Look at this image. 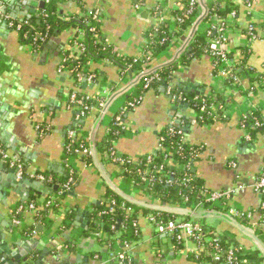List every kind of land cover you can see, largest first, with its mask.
I'll use <instances>...</instances> for the list:
<instances>
[{
    "label": "crops",
    "instance_id": "0c3cea01",
    "mask_svg": "<svg viewBox=\"0 0 264 264\" xmlns=\"http://www.w3.org/2000/svg\"><path fill=\"white\" fill-rule=\"evenodd\" d=\"M42 1L0 0L4 8L0 10V148L6 156L0 152V236L13 237L15 213L34 198L40 209L46 210V215L41 221L33 213L21 216L25 224L23 230L42 225L40 238L44 240L41 247L45 252L34 251L22 264H203L192 253L176 251L174 240L159 235L145 218L140 220L141 237L126 251L124 261L116 257L122 252L119 242L115 249H111L101 243L104 240L102 234L99 238L95 235L97 233L87 235L91 215L103 203L110 204L107 198L109 189L144 207L142 203L149 204L144 196L130 194L123 188L117 179V166L108 163L106 155L101 152L112 117L126 106L121 91L128 89L127 81L132 75L127 76L128 79L123 78L115 64L99 61L92 65V72H101L100 77L96 74L97 83L76 82L74 76L61 69L62 52L73 36L72 31L50 38L38 47L24 44L21 35L10 29L4 15H9L15 22L37 19ZM137 1H141V6H136ZM198 1L203 7L209 3L208 0ZM181 9V0H81L80 3L68 0L61 6V13L71 16L79 15L83 10L100 11L101 32L108 45L121 56L137 57L146 47V35L152 27L163 24L170 33L178 32L173 19L175 12ZM240 9L241 15L236 17L237 30L230 35V50L234 55L232 63L237 67L238 75L241 74V85L240 90L236 88L237 94L226 100L224 116L227 119L207 127L198 125L197 114L188 98L212 92L228 94L229 88L224 79L216 76L207 55L187 67L181 65V56H178L185 43L191 40L193 31L189 30L152 64L154 70L172 64L179 66L170 87L175 94L185 95L189 108L173 110L175 100H171L173 96L164 88L158 93L148 92L139 107L124 115L127 131L115 142L114 149L137 161L159 150L163 131L181 129L187 144L204 148L202 158L194 166L197 178L211 192H233L232 201L238 208L256 211V217L248 219V227L253 228L255 223L264 220V211L259 210L264 197L252 188L264 169V135L261 133L252 139L240 126V118L254 109H259L264 118V43L250 42L248 36L251 24L262 35L264 0H255L252 14L245 7L240 6ZM161 16L165 18L164 22H161ZM203 22L194 23V32L206 31L207 25ZM53 39L57 40L54 42L56 49L47 47L43 50V46ZM99 81L109 86L113 94L104 115L95 110L79 116V111L72 107L71 95L76 94L80 98L97 95L100 92ZM178 116L183 117L180 124H177L180 121ZM70 131H75L88 142L93 152L90 166H86L81 157H67L65 142ZM10 158L23 163V178H18V172L12 173L16 169L12 167ZM71 168L77 171L79 181L67 192L69 194L62 197L57 208H46L47 202L56 194L55 183L46 182L40 192L23 187L18 191L22 195L10 186L15 179L23 180L25 177L30 181H39L35 178L39 175L52 180L64 178ZM189 210L196 213L191 215L182 211L181 214H189L190 220L201 218L216 232L227 231L240 244L253 248L251 240L254 239L247 238L232 221L214 210L198 207ZM81 212L83 217L79 222L77 216ZM94 222L97 224L100 220ZM262 227L254 228L255 232H264ZM17 230L15 237H25Z\"/></svg>",
    "mask_w": 264,
    "mask_h": 264
},
{
    "label": "trees",
    "instance_id": "16d2710c",
    "mask_svg": "<svg viewBox=\"0 0 264 264\" xmlns=\"http://www.w3.org/2000/svg\"><path fill=\"white\" fill-rule=\"evenodd\" d=\"M68 0H51L50 4L45 9V15L39 16V18H31L30 23L35 27L32 31L29 27H25L22 30L21 38L24 44H32L35 38V32L41 34L42 36L47 35L48 39L60 37L61 34L69 29H77L82 27V20L80 15H71L67 16V21L62 20L63 14L61 13V6L66 3ZM78 3L81 0H74ZM223 8L220 12H217L222 20H226L230 14L236 12V16L239 18L241 15L240 6L233 0H224ZM206 7L202 6V3H198L195 7L193 14L189 15L188 18H184L187 8L177 10L175 12L176 16H180L183 19V22L177 26L178 32L170 33L169 28L166 25H157V27H152V29L146 35V53H150L152 56L150 67L153 68V62L168 48L174 45L176 39L183 37L184 33L191 30V45L184 51L180 57V63L184 66H189L193 61L200 60L202 57L206 56V50L209 47L210 41L213 39V35L208 36L206 32H197L193 30L196 22L199 20L206 23L210 19V13L212 5L206 3ZM203 8L205 10H203ZM87 10H83L82 13H86ZM202 16V17H200ZM94 27H96V33H87L86 37V51L84 54L80 55L79 59L73 60L69 50H63V55L67 58V62L62 63L61 67H66L68 70L73 71L74 76L78 73H81L84 65L92 60L94 62L99 61H108L115 64L121 71L124 72L128 67H132V72L135 73L142 69V62L136 61L137 57H124L119 55L111 46L108 45L106 40L101 32V24L96 21H92ZM255 26V25H254ZM98 35L96 38L94 35ZM25 35L27 37H25ZM178 42V40H177ZM41 42L36 44L38 47ZM233 53L230 54V58H233ZM177 64H172L169 66H163L154 70L151 76L155 77V80L150 84L148 90L144 89L143 82L145 77L141 79V84L136 87L133 94L127 96L128 102L134 103L136 107H139L144 100L145 95L150 91H155L156 93L160 92L161 89H167L172 83L173 74L178 71ZM99 71H96L98 77H100ZM130 73H122L121 76L126 78ZM251 74V72H249ZM241 77V74L238 75ZM147 78V77H146ZM107 81V80H104ZM227 87L230 89L227 93H216L212 92L209 95H202L201 98L194 100L191 98V108L197 113L198 125L201 127L210 126L218 121L226 120L224 116L225 107L227 105L226 100L231 97V90L236 89V86H232L229 82H226ZM228 97H227V96ZM226 97V99L224 98ZM193 98V97H192ZM229 103V102H228ZM214 107V109L211 108ZM135 108L125 106L122 111L123 119L124 115L134 111ZM246 119L243 116L240 118V126L247 131V133L254 139L257 135L263 133L264 128L255 127L254 118L258 121L264 122V118L261 115L259 109L251 110L249 113L245 114ZM113 122L110 123L108 131L104 137L102 147H104L101 152L102 155H106L111 150L115 151L114 144L115 142L123 135L121 129L118 126H113ZM176 134H171L170 130H165L161 134L160 144L162 148L169 149L172 153V158L178 164L184 166V169L178 168L175 163L169 164V157L163 150H158L154 155L141 157L137 161H134L131 157L127 155H121L122 159L125 161V168L128 170L123 174L126 182L130 186L136 188H143V177L146 171L150 172V175L153 177L151 184L150 192L152 196L158 200L162 206L168 205H178L184 206L186 208L194 209L196 207L208 210L219 211L218 208L213 207L209 203H204V198L202 192L206 191L204 183L197 178L196 173L194 172V166L197 161L202 158L204 153V148L199 146H192L184 142L185 133L179 134L178 132L181 129L175 128ZM183 132V131H182ZM80 144H83L84 147L88 148V142L83 138H80L79 135H76L74 142L68 137L65 142V150L67 157L76 158V149L79 148ZM70 146V147H69ZM93 155L82 158L86 166H90L93 163ZM151 157L153 160L149 163L148 158ZM161 167L171 174V178H166L163 174L158 173ZM186 176L191 180L188 184H185ZM70 180H72L70 182ZM79 181V175L74 169H68L66 177L60 179L54 178L53 183L59 185H69L72 189ZM65 196L68 193H64ZM63 194V195H64ZM264 197V196H263ZM262 197V198H263ZM107 198L115 202V205L103 203L100 205L96 211L91 215L90 219V228L87 231V235L91 233H103L109 237V239H104L101 243H104L107 246H110L111 249H115L116 242H119L120 246L126 244L131 245L132 243L138 241L141 237V226L140 220L149 215H160L165 220H173L178 217H185L186 220H190V216L187 214H173L166 211H158L150 207H144L135 202L128 200L122 194L108 190ZM264 201V198H263ZM36 203V200L32 198L28 204ZM113 209V210H112ZM130 210V211H128ZM41 217L37 218L39 221L46 215L45 209H40ZM21 216L15 215V219H19ZM100 220L99 224H95L94 221ZM200 224L203 227V233L206 237L214 238L211 233L216 231L210 227L205 220L199 219ZM237 223L243 227L249 226V220L246 218H241L237 220ZM236 223V224H237ZM137 224V225H136ZM35 228H28L23 230V234L30 235L33 233ZM120 235V236H118ZM256 235L259 236L261 241L264 243V232L257 231ZM115 237H118L115 239ZM218 245L223 251H227L230 247H237L240 245V242L235 237H232L231 234L227 231H221L218 236ZM75 250L74 246L72 248ZM72 250V251H73ZM192 256V255H190ZM193 258L195 256H192ZM199 262L206 260L211 262L210 258L202 254L199 257H195ZM245 259L249 264H264V257L262 253L258 250L250 252Z\"/></svg>",
    "mask_w": 264,
    "mask_h": 264
},
{
    "label": "built area",
    "instance_id": "2783aa9c",
    "mask_svg": "<svg viewBox=\"0 0 264 264\" xmlns=\"http://www.w3.org/2000/svg\"><path fill=\"white\" fill-rule=\"evenodd\" d=\"M74 1V0H69ZM183 2V8H187L186 14L184 15V18H188L189 15L193 14L195 7L198 5V0H181ZM236 2L239 6L245 7V9L248 11L249 14H252V9L255 5V0H233ZM42 7L39 11V16L45 15V9L50 4L51 0H43L42 1ZM141 1H137V7L141 6L139 5ZM208 4L212 5L211 13H210V19L207 23L206 33L208 36H215L210 41L209 47L206 50V55L209 57V59L212 61L213 68L215 71V74L217 77H220L224 79L226 82H229L232 86H236L237 88L240 87L241 81L238 77V69L237 67L232 63V60L230 58V54L232 51L230 50V35L234 34L237 30V22H236V12H233L228 16L226 20H222V18L218 15L217 12L221 11V8H223L224 0H208ZM167 4L170 6V1L167 2ZM4 9L2 4L0 3V10ZM166 11H169L168 7H166ZM163 12V10H162ZM164 13V12H163ZM80 18L82 20L81 25L82 27H79L77 29H69L68 31L73 32V36H71L70 39H68V43L65 45V49L69 50L71 53V57L73 60L79 59L80 55L84 54L86 51V37L87 33H96V27L93 26L92 21H96L99 24H102V14L98 10H87L86 13H80ZM67 16L69 15H63L62 20L67 21ZM202 17V16H200ZM4 18L8 20L9 27L12 31L18 33L21 35L23 28L29 27L32 31H34L35 27L30 23L29 19H25L21 22H15L12 21L9 15H4ZM31 19V18H30ZM161 22H164L165 18L160 17ZM174 23L178 26L180 23L183 22V19L180 18V16H174L173 19ZM258 30V29H257ZM256 27L254 24H251L248 27V36L249 41H262L264 43V28L261 29L262 35H259L257 33ZM172 33V32H171ZM35 38L31 45L32 47H36V44L38 42H46L48 41V36L35 32ZM96 38H98V35H94ZM25 37H27L25 35ZM191 40L185 43V48L183 49L182 53L178 56V58L186 51L190 45ZM152 56L150 53H146L145 47L141 54L137 56L136 61L142 62V69L140 71H137L135 73L132 72V67H128L127 69L121 71L122 73H130L129 75H132V78L129 77V81H127L128 89H124V91H121L122 96L125 99V104L132 108H137L134 103L128 102L127 96H130L133 94L134 90L137 86L141 84V79L145 77L144 82L142 83L145 90H148L150 87V84L155 80L154 76H151V74L154 72L153 68L150 67ZM67 58L65 56H62V62H67ZM107 63L111 64V62L106 61ZM95 62L92 60H89L83 67L81 73H78L74 76L73 71L65 69L66 67H61L62 71L70 73L72 76H74V79L76 82H88L90 84H95L98 82L99 79H97L96 74L92 72V65ZM128 75V76H129ZM147 77V78H146ZM171 86V85H170ZM169 86V88L166 89L169 95L173 96L172 100L180 101V102H187V98L183 94H175V91ZM98 87L100 92L97 95L94 96H88V97H78L76 94L71 95V103L72 107L76 109L79 116L88 115L89 113H92L93 111L97 110L100 115H104L106 108L108 107L109 99L112 97V91L109 86L99 81ZM230 90V89H229ZM240 90V88H239ZM232 91H238L237 89H233ZM202 96H197L194 98V100H197L201 98ZM228 99V98H227ZM212 109H214L213 106H211ZM123 111V110H122ZM118 111L111 119V122L114 121L113 126H118L123 135L127 131L126 124L123 119V112ZM196 113V112H195ZM197 114V113H196ZM80 118V117H79ZM244 119H246V115L243 116ZM255 121V127L257 128H264V122L258 121L256 118H254ZM110 122V123H111ZM110 125V124H109ZM109 127V126H108ZM42 127L39 126V129L41 130ZM109 129H107L108 131ZM171 134H176V131L174 128L170 129ZM179 134H182V130L178 132ZM75 131H70L68 134V137L74 142V138L76 137ZM122 135V136H123ZM121 136V137H122ZM184 142H185V138ZM249 139V138H248ZM163 138L161 139V141ZM70 147V146H69ZM159 150H163L165 154L169 157L168 162L169 164L175 163V165L180 168L184 169L185 167L175 162L170 156H172V153L169 149L162 148L160 144ZM0 152L5 156L3 150L0 148ZM76 154L78 157L84 158L93 155V152L89 150L88 148L84 147L83 144H80L79 148L76 149ZM122 154L118 153L116 150L109 152L105 156V160L108 163L115 164L118 168L117 172V179L122 184L123 188L125 190L127 189L128 192L131 193H137L141 196H144L146 200L149 201V204L142 203L146 207H150L152 209L158 210V211H166L173 214L182 213V211L187 212L191 215L196 213V211L186 209L184 206H178V205H168V206H162L160 203V200L154 198L150 192L151 184L153 181V177L150 175L149 171H146L144 177H143V188H136L134 186H130L125 178L123 177V174L126 173L128 170L125 168V161L122 159ZM6 157V156H5ZM153 160V158L149 157L148 161L149 163ZM11 165L13 168H15L18 172V178L24 177L25 167L23 163L20 161L10 158ZM158 173L163 174L166 178H171V174H169L164 167H161L159 170H157ZM39 181L49 182L53 183L52 179H49L45 176L39 175L36 176ZM72 180H70L71 182ZM191 182V180L186 176L185 184H188ZM59 187V191L57 194H55L52 198H50V201L47 202L46 208H57L61 204V197L64 193H67L72 190V187L69 185H59L54 184ZM252 188L256 192H260L262 196H264V169L262 170L259 177L256 178L254 184L252 185ZM202 196L204 198V203H209L213 207L218 208L219 211L217 212L220 216H223L224 218H227L229 221H232L234 224L237 223V220L241 218H246L249 220H253L256 217V211L254 210H244L241 208H238L232 201L233 192L229 191H214L211 192L209 190L203 191ZM37 203V202H36ZM110 204L112 206L115 205L114 201L110 200ZM113 210V209H112ZM259 210L264 211V202L262 203ZM130 211V210H128ZM211 211V210H209ZM33 213L36 215L37 218H40L42 215L40 213V205L37 203H31L28 205H22L16 212V215L23 216L25 214ZM187 214V215H189ZM148 224L156 230V232L159 235L169 236L172 238L175 242V249L176 251H185L188 253H192L196 257L201 256L204 254L205 256L209 257L211 262H207L206 260H203V264H249L248 261L245 259V256H247L250 252H254L256 250L260 251L262 253V256L264 257V250L263 248L254 240H251L254 244L253 248L246 247L242 244H240L237 247H230L227 251H223L220 246L218 245V236L220 232L211 233L214 238L206 237L203 233V227L200 224V221L196 220H186L182 217H178L173 220H165L162 216L158 215H149L144 217ZM16 226L20 227V231L24 229V222L22 218L15 219ZM97 224H99L97 222ZM137 225V224H136ZM261 226H264V220L261 223H255L253 228L245 226L244 229L256 235L254 228H260ZM264 228V227H262ZM34 234V232L32 233ZM101 234L104 236V239H109L107 235L103 233H97L95 234L97 238L101 236ZM31 235V234H30ZM247 238L252 239L249 235H246ZM259 237L258 235H256ZM118 238V237H117ZM115 238V239H117ZM263 242V241H262ZM117 243V242H116ZM122 247V246H120ZM131 248V245L126 244L122 247V252L117 253L116 257L120 259L121 261L126 260V251H129Z\"/></svg>",
    "mask_w": 264,
    "mask_h": 264
},
{
    "label": "water",
    "instance_id": "95a60500",
    "mask_svg": "<svg viewBox=\"0 0 264 264\" xmlns=\"http://www.w3.org/2000/svg\"><path fill=\"white\" fill-rule=\"evenodd\" d=\"M56 41H57L56 39H53V41H50L48 42V44H45L42 49L44 50L47 47H52L53 49H56V45H54V42ZM197 94H200V92L197 91ZM235 94H237L236 91L231 92V96L234 97ZM175 104L176 106L172 108L173 110H176L177 108H181V109L189 108L190 105L187 102H180V101H175ZM178 118L180 121H178L177 124L178 123L180 124L183 120V117L178 116ZM16 172L17 170H12L13 174H15ZM45 185L46 182L44 181H30L27 177H25L23 180L15 179V181H13V183L10 186L13 187L16 192H18L19 190H23V187L40 192L45 187ZM55 191H56L55 193L57 194V192L59 191L58 186H55ZM25 192H27V189ZM63 196H65V194L62 195V197ZM82 217H83V213L81 212L78 214L77 220L81 222ZM235 225L238 228H240L241 231L244 232L246 235H249L252 239H254L264 250V243L260 240L259 237H257L252 233L247 232L244 229V227L239 225L238 223L237 224L235 223ZM13 229L15 233L16 232L15 230L17 229L19 230L20 227L14 225L12 230ZM42 230H43V226L38 225L33 231L34 234L31 235L24 234L23 236L25 237H18V236L15 237L14 233H12L13 237L11 236V239L10 238L7 239L8 235L7 236L5 235L4 237L0 236L1 239L4 240V242L2 240V242L0 243V264H22L23 262L27 261L26 260L27 256L33 253L34 251L39 252L40 250L41 251L43 250L45 252V250L42 249L41 247L44 244L43 243L44 240L40 238V234L42 233ZM116 263H119V260H117Z\"/></svg>",
    "mask_w": 264,
    "mask_h": 264
},
{
    "label": "flooded vegetation",
    "instance_id": "af4514ba",
    "mask_svg": "<svg viewBox=\"0 0 264 264\" xmlns=\"http://www.w3.org/2000/svg\"><path fill=\"white\" fill-rule=\"evenodd\" d=\"M15 215H16V213H15ZM18 231V230H17ZM21 234H23V230H21Z\"/></svg>",
    "mask_w": 264,
    "mask_h": 264
}]
</instances>
